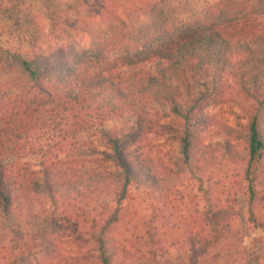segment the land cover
Instances as JSON below:
<instances>
[{"label": "trees", "instance_id": "16d2710c", "mask_svg": "<svg viewBox=\"0 0 264 264\" xmlns=\"http://www.w3.org/2000/svg\"><path fill=\"white\" fill-rule=\"evenodd\" d=\"M93 4L96 17L78 22L92 36L86 47L72 43L69 53L50 57L0 54V264H133L137 254L162 258L166 249L158 247L153 215L134 225H143L146 253L129 252L113 236L131 218L141 184L158 201L175 192L172 166L139 149L129 152L147 135L176 142L179 157L170 162L177 173L200 179L218 166L240 169L247 222L264 236L255 211L258 188L264 187V0ZM152 62L164 67L151 72L145 65ZM19 82L18 93L5 95ZM229 82L250 102L246 124L238 128L206 112L223 101ZM154 105L168 108V123L150 110ZM125 117L135 119L129 132L97 139L112 172L81 173L70 170L75 161L52 160L68 142ZM207 132L210 141L204 143ZM30 157L42 160L43 193L35 191L37 174L28 163L10 171L5 164ZM210 205L203 219H211L213 227L194 231L202 227L195 221L192 231L180 236L181 249L183 241L189 246L183 264H206L226 238L223 228L215 227L220 223ZM223 224L231 226L230 220Z\"/></svg>", "mask_w": 264, "mask_h": 264}, {"label": "rangeland", "instance_id": "374dc122", "mask_svg": "<svg viewBox=\"0 0 264 264\" xmlns=\"http://www.w3.org/2000/svg\"><path fill=\"white\" fill-rule=\"evenodd\" d=\"M118 1L137 5L143 3V0ZM93 3L94 0H0V54L4 51H12L30 56L50 57L59 53H69L72 43L78 42L79 45L86 47L92 36L83 32L78 22L88 16L96 17L97 8ZM96 20L95 18L93 21ZM6 60L7 58L1 59V61ZM145 67L151 72H156L161 70L164 64L152 62ZM21 83L19 82L17 88L9 90L5 95L18 93L22 87ZM249 108L250 102L229 82L223 101L211 104L206 112L213 116L216 122L238 128L239 124H246ZM150 110L158 113L162 123L169 122L168 108L154 105ZM134 123L135 119L129 117L110 121L103 128L85 133L68 142L52 160L75 161V164L69 168L70 170L75 168L81 173L112 172L115 167L105 161L103 154L105 150L98 146L97 139L104 133H127ZM210 133L203 134L204 143L210 141ZM137 149L150 158L157 159L158 162L161 160L168 163L169 167L172 166L170 180L175 192L163 201H158L153 195L147 194L148 188L144 184L139 186L137 190L139 195L129 209L131 218L115 230L113 236L123 243L129 252L140 250L141 254L146 253L145 242L148 238L143 225L141 224L138 229L134 225L153 215L157 218L154 231L158 236V247L165 248L166 252L162 258L158 257L156 260L141 258L140 254H137L138 261L133 264H183L189 255V246L184 245L185 241H183L182 245L185 249H181L180 236L191 232L195 221L201 222L202 227L196 226L194 231L197 229L208 231L213 227L211 219H203L207 207L210 208L209 204L213 205V213L217 215L216 221L220 223L215 224V227H222L226 238L217 250L208 255L206 264H264V236L247 222L246 196L240 191L241 186H244L240 169L233 166L227 168L218 166L207 172L205 170L199 176L200 179L188 171L177 173V167L170 160L178 159V145L169 136L147 135L131 147L129 152L132 153ZM26 163L37 174L35 191L43 193L45 175L42 172L44 167L40 158L30 157L20 161L5 162L9 171L18 164ZM262 171L260 179L264 181V165ZM258 190L255 211L258 220L264 222V187H259ZM225 220H230V227L226 228V224L221 226ZM75 249H63L61 252L75 255Z\"/></svg>", "mask_w": 264, "mask_h": 264}]
</instances>
